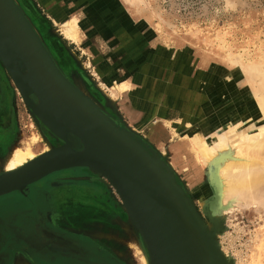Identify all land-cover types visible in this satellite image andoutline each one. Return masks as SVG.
I'll use <instances>...</instances> for the list:
<instances>
[{"label":"rangeland","instance_id":"obj_1","mask_svg":"<svg viewBox=\"0 0 264 264\" xmlns=\"http://www.w3.org/2000/svg\"><path fill=\"white\" fill-rule=\"evenodd\" d=\"M16 2L54 59L58 62L64 54L71 60L75 75L61 69L71 82L161 156L211 228L203 212L211 195V167L196 160L188 141L180 138L173 124L183 116L185 103H192L190 112L184 110L188 116L205 118L192 98L218 71L202 69L194 55L221 56L229 67L230 59L258 64L264 58V0ZM58 17L78 20L79 43L65 36ZM0 66L11 84L15 106L14 115L6 112L7 128H0L9 129L0 133V172H4L14 146L31 148L37 158L63 143L40 126L1 62ZM118 79L141 88V101L133 100L128 91L122 100L114 99ZM188 116L183 119L190 120ZM33 138L38 139L35 144ZM46 185L49 198H63L65 216L79 214L81 222L96 223L92 232L110 249L116 264H143L145 249L121 197L106 179L87 168L54 172L23 191L0 196V217L7 216L11 223L15 210L10 206L23 205V195L29 191L37 194L35 190ZM216 240L223 257L232 264H264V196L232 206L223 217ZM21 261L17 259L16 264Z\"/></svg>","mask_w":264,"mask_h":264},{"label":"water","instance_id":"obj_2","mask_svg":"<svg viewBox=\"0 0 264 264\" xmlns=\"http://www.w3.org/2000/svg\"><path fill=\"white\" fill-rule=\"evenodd\" d=\"M0 62L40 126L62 146L0 172V196L54 172L87 168L117 191L148 264H232L172 168L61 70L16 0H0ZM223 222V221H222Z\"/></svg>","mask_w":264,"mask_h":264},{"label":"bare ground","instance_id":"obj_3","mask_svg":"<svg viewBox=\"0 0 264 264\" xmlns=\"http://www.w3.org/2000/svg\"><path fill=\"white\" fill-rule=\"evenodd\" d=\"M57 23L67 38L79 43L81 35L76 18L59 20L58 17ZM59 57L56 61L59 67L75 75L71 60L64 54ZM219 57L194 55L202 69L218 71L211 83L205 81L206 85L200 91L196 90L197 94L201 92L196 94L197 98H192L205 118L197 114L189 115L190 120L183 119L188 116L184 110L190 112L192 108V103H185V108L181 107L183 116L173 124L180 138L188 141L189 150L196 160L211 167V195L203 206L218 227L232 206L253 203L264 196V58L258 64L230 59L229 67L221 60L223 57ZM140 89L131 82L118 79L115 81L114 99L122 100V95L128 91L133 100L141 101L138 96L142 92ZM37 140L33 138L31 142L35 144ZM35 157L31 148L14 146L6 161V170H17ZM142 262L148 264L145 257Z\"/></svg>","mask_w":264,"mask_h":264},{"label":"flooded vegetation","instance_id":"obj_4","mask_svg":"<svg viewBox=\"0 0 264 264\" xmlns=\"http://www.w3.org/2000/svg\"><path fill=\"white\" fill-rule=\"evenodd\" d=\"M0 98L14 115V94L1 66ZM46 187L23 195V205L10 206L15 210L11 223L0 217V264H16L17 259L25 264H116L92 232L96 223L81 222L79 214L65 216L63 198H49Z\"/></svg>","mask_w":264,"mask_h":264},{"label":"crops","instance_id":"obj_5","mask_svg":"<svg viewBox=\"0 0 264 264\" xmlns=\"http://www.w3.org/2000/svg\"><path fill=\"white\" fill-rule=\"evenodd\" d=\"M1 98H0V128L2 129L3 127L7 128L9 121L8 119L5 117L6 116V112L9 111L10 112V107H8V109L6 108L5 105H1ZM9 129H4L2 131H0L1 135H3L2 133H8Z\"/></svg>","mask_w":264,"mask_h":264}]
</instances>
